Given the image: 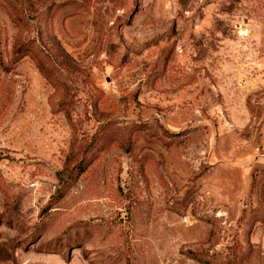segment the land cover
I'll list each match as a JSON object with an SVG mask.
<instances>
[{
    "label": "rangeland",
    "instance_id": "1",
    "mask_svg": "<svg viewBox=\"0 0 264 264\" xmlns=\"http://www.w3.org/2000/svg\"><path fill=\"white\" fill-rule=\"evenodd\" d=\"M0 264H264V0H0Z\"/></svg>",
    "mask_w": 264,
    "mask_h": 264
},
{
    "label": "trees",
    "instance_id": "2",
    "mask_svg": "<svg viewBox=\"0 0 264 264\" xmlns=\"http://www.w3.org/2000/svg\"><path fill=\"white\" fill-rule=\"evenodd\" d=\"M82 168L83 167L81 165L80 166L78 165L77 166V170H76V168H70L68 165H66L65 168H64L63 174L66 175L67 177H69V176L74 177V175H73L74 172H76L77 174H79L83 170Z\"/></svg>",
    "mask_w": 264,
    "mask_h": 264
}]
</instances>
